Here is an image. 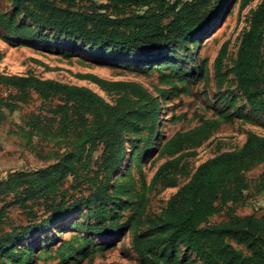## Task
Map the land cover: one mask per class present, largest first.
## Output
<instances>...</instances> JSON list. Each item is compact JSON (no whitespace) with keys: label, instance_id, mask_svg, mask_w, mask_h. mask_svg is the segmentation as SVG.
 Listing matches in <instances>:
<instances>
[{"label":"trees","instance_id":"obj_1","mask_svg":"<svg viewBox=\"0 0 264 264\" xmlns=\"http://www.w3.org/2000/svg\"><path fill=\"white\" fill-rule=\"evenodd\" d=\"M226 1L13 0V5L31 24L74 36L85 45L111 52L160 53L172 44H187L211 28ZM0 25L13 38L45 40L35 37L30 26H18L2 18ZM221 58L222 53L216 60L217 77ZM160 65L178 68L174 64ZM233 74L249 108L264 116V0L241 36ZM91 80L101 90L113 92L116 101L110 104L89 89L30 75H0V86L16 92L1 99L0 107L14 109L35 95L46 116H36L28 126L64 150L43 170L15 172L0 181V261L1 253L12 243L48 229L81 208L112 203L117 191L110 192V186L127 155V133L140 134L130 152L135 160L147 154L156 139L161 107L155 97L135 83ZM204 135L203 127L176 133L167 147L177 153ZM263 162L264 137L250 133L240 149L201 163L169 198L165 216L150 221L149 234L133 236L135 254L145 264H185L171 253L173 247L182 246L204 264H264V215L238 217L232 213L218 223L208 222L228 202L234 207L245 206L241 203L242 192L248 189L244 174ZM177 163V159L164 163L153 181L163 178ZM118 187V183L112 186ZM258 188L264 191V183ZM12 207L21 212L22 224L16 225L11 219ZM72 226L76 231L108 236L123 232L128 221L113 217L89 226L79 222ZM228 242L242 247L250 256L244 257Z\"/></svg>","mask_w":264,"mask_h":264},{"label":"rangeland","instance_id":"obj_2","mask_svg":"<svg viewBox=\"0 0 264 264\" xmlns=\"http://www.w3.org/2000/svg\"><path fill=\"white\" fill-rule=\"evenodd\" d=\"M261 1L227 0L216 23L203 34L187 44H172L154 53L111 52L85 45L74 36L31 24L13 5V0H0V18L18 26H30L35 37L46 40L13 38L0 25V75H30L83 87L110 104L117 96L101 90L91 78L135 83L155 97L161 107L158 134L141 159L130 156L140 134L127 133V155L110 186V192L117 191L112 203L81 208L48 229L12 243L1 253V264H145L134 252L133 236L149 234L150 221L165 216L169 198L190 179L197 167L218 154L240 149L250 133L264 137V116L249 108L233 74L241 36ZM220 53V76L217 77L216 60ZM160 64H174L178 68ZM15 93L11 88L0 86V100ZM41 104L31 95L27 103L18 104L14 109L0 107V181L15 172L43 170L64 152L54 140L28 126L36 116H46V109L40 110ZM197 127L205 129L200 141L184 146L177 153L167 147L174 134ZM173 159L178 160L176 167L153 181L161 166ZM263 172L264 162L244 174L248 189L242 192L241 203L248 206L242 214L264 215V191L258 190L264 183ZM114 183L120 187L113 189ZM129 205L131 209L123 210ZM236 208L229 202L224 204L222 211L209 219V224L227 219ZM9 212L16 225L23 223L16 207ZM113 217L128 221L123 232L99 236L76 231L72 226L74 222L89 226ZM228 243L244 257L250 256L242 247ZM171 253L185 264H204L182 246L173 247Z\"/></svg>","mask_w":264,"mask_h":264},{"label":"crops","instance_id":"obj_3","mask_svg":"<svg viewBox=\"0 0 264 264\" xmlns=\"http://www.w3.org/2000/svg\"><path fill=\"white\" fill-rule=\"evenodd\" d=\"M262 197H264V194H263V196ZM263 207H264V202H263ZM246 206H248V205H245V206H239V207H237L236 209V212L234 213V215H236V216H238V217H245V216H250L251 214H242L243 212H244V210L246 209Z\"/></svg>","mask_w":264,"mask_h":264}]
</instances>
